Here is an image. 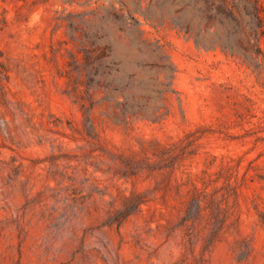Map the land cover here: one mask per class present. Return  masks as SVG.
<instances>
[{
	"label": "rangeland",
	"instance_id": "1",
	"mask_svg": "<svg viewBox=\"0 0 264 264\" xmlns=\"http://www.w3.org/2000/svg\"><path fill=\"white\" fill-rule=\"evenodd\" d=\"M247 8L0 0V264H264Z\"/></svg>",
	"mask_w": 264,
	"mask_h": 264
},
{
	"label": "trees",
	"instance_id": "2",
	"mask_svg": "<svg viewBox=\"0 0 264 264\" xmlns=\"http://www.w3.org/2000/svg\"><path fill=\"white\" fill-rule=\"evenodd\" d=\"M244 4L249 7L247 10L249 27L254 39V45L257 52H264L262 39L264 37V2L262 0H244Z\"/></svg>",
	"mask_w": 264,
	"mask_h": 264
}]
</instances>
